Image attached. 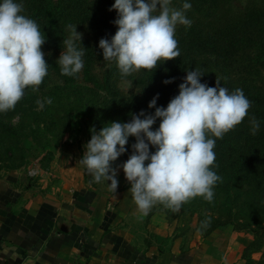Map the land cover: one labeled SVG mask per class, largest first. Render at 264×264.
<instances>
[{"label":"rangeland","instance_id":"obj_1","mask_svg":"<svg viewBox=\"0 0 264 264\" xmlns=\"http://www.w3.org/2000/svg\"><path fill=\"white\" fill-rule=\"evenodd\" d=\"M84 2L89 5V10L83 14L73 13L67 20V25H76L77 32L83 34L82 45L77 42V46L86 48L84 67L75 76L62 75L57 60L65 50L64 45L60 48L42 45L48 74L38 91L26 89L18 102L28 109L25 113H7L0 118L15 127L20 126L21 132L18 136L6 137L0 144V177L20 172L45 193L50 192L55 183L65 182L66 178L72 183L81 179L82 185L106 194L118 213V226L147 251L174 254L188 251L193 257L192 264H264V179L259 172L252 173L253 166L243 178L239 176L243 168L237 167L236 176L229 183V179L221 177L222 184L214 186L211 202L197 196L175 213L158 203L145 216L134 203L122 168L118 169V189L113 192L110 182L96 183L86 167L78 162L85 151L84 145L91 139V128L98 132L113 121L129 122L130 111L154 114L155 108H149L148 104L157 94L156 107H167L172 98L166 97L168 84L163 82L174 78L169 85L179 86L187 74L186 67L178 69L174 62L167 61L152 83L143 81L146 69L122 77L116 62L99 58L96 51L93 18L101 12L99 7L103 3L107 7L108 0ZM185 2L191 4L185 13L192 21L191 26H197L207 34L239 22L251 8L264 7V0H171V6L181 8ZM187 28L178 25L175 35ZM69 34L66 27L64 39ZM203 58L205 69L211 74L218 73L214 56ZM228 61L233 62L230 71L233 78L239 79L241 74L243 77L239 81L246 78L243 86L264 89V69L247 75L241 72L240 63ZM178 93L179 87L176 95ZM49 98L51 104L45 102ZM38 100L44 102L43 108L37 104ZM251 118L247 117L244 122L249 121L232 131L235 134L242 131V137L251 135ZM159 123L157 119L152 130L158 128ZM258 131H261L260 123ZM133 143L135 138L129 137L125 146L127 151L113 167L129 158ZM150 151L154 152L155 148L150 146ZM260 166L264 167V163Z\"/></svg>","mask_w":264,"mask_h":264},{"label":"clouds","instance_id":"obj_2","mask_svg":"<svg viewBox=\"0 0 264 264\" xmlns=\"http://www.w3.org/2000/svg\"><path fill=\"white\" fill-rule=\"evenodd\" d=\"M190 8L187 2L181 8L173 7L171 0H115L109 10L117 12L113 21L117 31L111 40H99L103 60L115 61L121 76L126 77L178 58L176 28L191 26L192 21L185 15ZM23 12L24 5L16 0L0 2V113L14 109L26 89L38 91L48 74L42 51L45 34ZM66 27L70 34L63 39L65 50L57 62L62 75L75 76L84 67L86 48L77 46V42L82 45L83 34L77 32L76 25ZM203 75L198 69L187 71L178 95L167 107H156L157 94L148 104L155 108L154 114L142 110L131 114L129 122L113 121L98 132L94 127L90 129L91 139L84 145L78 162L96 183L110 182L113 192L118 189V169L122 168L134 203L145 216L158 203L175 213L197 196L211 202L213 188L221 177L212 170L216 140L209 134L222 139L248 115L251 102L242 89L229 92L220 86L219 80L210 87L201 83ZM45 102L51 104L52 100ZM37 104L44 106L39 100ZM157 119L159 127L152 130ZM251 124L255 135L259 122L254 116ZM129 137L135 138L132 154L113 167L127 151ZM150 146L155 148L154 152Z\"/></svg>","mask_w":264,"mask_h":264},{"label":"crops","instance_id":"obj_3","mask_svg":"<svg viewBox=\"0 0 264 264\" xmlns=\"http://www.w3.org/2000/svg\"><path fill=\"white\" fill-rule=\"evenodd\" d=\"M64 180L45 193L20 172L0 177V264H192L188 251H147L105 193Z\"/></svg>","mask_w":264,"mask_h":264},{"label":"trees","instance_id":"obj_4","mask_svg":"<svg viewBox=\"0 0 264 264\" xmlns=\"http://www.w3.org/2000/svg\"><path fill=\"white\" fill-rule=\"evenodd\" d=\"M197 1L207 2V0ZM114 2L115 0H108L107 7L103 3L99 7L101 12L93 18L96 51L97 56L101 59L103 54L102 49L99 48V40L101 38L111 40L117 31V26L113 23L117 18V12L109 10ZM17 3L24 5L23 14L38 23L42 34H45V44L53 48L63 46L68 18L89 10V5L84 0L75 2L73 0H17ZM175 39L178 41L180 56L169 62H174L178 69L180 67H186L187 71L198 69L204 74L201 77V83H207L210 87H214L216 80H219L220 86L227 88L229 92L237 88L242 89L251 102V107L239 126L241 127L249 121L244 122L247 117L253 116L261 124V131L255 135L242 137V131L235 134L231 130L222 139L210 136L216 140L214 148L216 160L212 170L216 172L218 168L216 174L222 179H229V183L236 176L235 169L237 167L243 168L239 175L240 178H243L249 173V168L253 166L252 173L259 172V176L264 179V167L260 166L264 163V89H251L243 86V81L246 78L239 81L243 77L242 74L239 79L233 78L230 73L233 69V62L228 61L231 59L240 63L241 72L247 75H253L264 69V7L249 9L239 22L225 26L213 34H207L203 29L192 25L182 33L175 35ZM210 55L214 56L213 62L219 68L218 73L211 74V71L205 69L203 57ZM166 62L161 61L156 69L147 70L143 81L154 82ZM178 87L168 84L166 97L176 96ZM27 109L24 103H17L14 109L2 113L0 118L7 113H11V115L25 113ZM129 114L131 117L135 111H130ZM18 127L0 120V144L5 142L6 137L20 135ZM247 146H249L248 150H246ZM217 183L222 184L221 179ZM227 190L230 191V189Z\"/></svg>","mask_w":264,"mask_h":264}]
</instances>
